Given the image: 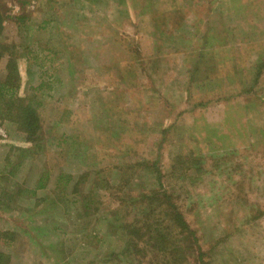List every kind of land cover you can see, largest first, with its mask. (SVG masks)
Wrapping results in <instances>:
<instances>
[{
	"label": "rangeland",
	"instance_id": "obj_1",
	"mask_svg": "<svg viewBox=\"0 0 264 264\" xmlns=\"http://www.w3.org/2000/svg\"><path fill=\"white\" fill-rule=\"evenodd\" d=\"M28 1L0 0L39 118L37 142L0 119L9 264H156L130 200L158 191L154 164L195 233L182 263L264 264V0Z\"/></svg>",
	"mask_w": 264,
	"mask_h": 264
},
{
	"label": "trees",
	"instance_id": "obj_2",
	"mask_svg": "<svg viewBox=\"0 0 264 264\" xmlns=\"http://www.w3.org/2000/svg\"><path fill=\"white\" fill-rule=\"evenodd\" d=\"M15 1L20 5L22 10L23 7H25L29 2L28 0ZM14 19L21 29L24 25V22L28 19V14L22 12L21 15L15 16ZM26 51L27 50H24V52ZM5 53L9 55V59L7 64V74L5 75L4 79H0V119L19 124L21 129L27 133L28 139L31 142H37L36 140H34L39 128V118L35 110L38 106L37 102H35L32 98L27 99L19 97V71L17 63L15 62V56L17 55L16 53H14L12 48L6 45H2L0 47V60L5 57ZM39 88L40 87H38L36 90H39ZM32 97H36V95L34 94ZM153 171L155 172V177L158 182V191L155 192L150 190L147 193L138 196V199L130 198L133 203L132 205H134L135 208H142V213L155 214V216L153 217V223H149L148 225H146L147 227H144L143 225L145 224V222L141 223V216L135 214L136 221H134L133 225H137L139 228L133 227L132 229V243H134V245L136 246H140V242H142V245L144 244V247L141 250L145 253L146 244L143 241V238L146 237V241H153L154 250L157 253H160L161 256L155 261L149 257L150 262L153 260V263L156 264H162L163 262L164 264H185L188 260L185 263H182L180 261L178 255L181 254L175 245L176 239L181 237H186L187 239L192 238L194 242L190 244V248L188 250H193V245L195 244V233L190 229L184 215L179 211L177 205L173 202L171 195L165 189L162 182L163 173L160 170L159 166H156V164H154ZM42 187L43 185L39 186V188ZM128 194L130 195L131 193ZM116 201L126 203L124 196H121L119 198L117 197ZM83 215H86L88 217L93 215L92 212H89V207L87 205L83 206ZM109 215L112 216V221L114 219L117 220L116 217L114 218L117 213L111 212L109 213ZM140 225H142L143 227L140 228ZM166 229H171L173 230V232L167 233ZM6 236L9 235L0 232V264H9V258L1 250V243L7 244V242L9 241V239L4 241V237ZM146 247L148 249V246ZM199 259L201 260L199 264H201V262L202 264H204L202 260V254H199Z\"/></svg>",
	"mask_w": 264,
	"mask_h": 264
}]
</instances>
